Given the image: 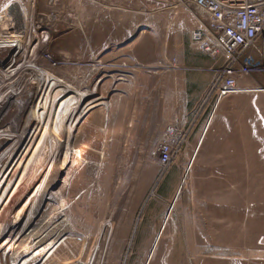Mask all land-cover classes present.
I'll return each instance as SVG.
<instances>
[{
    "label": "rangeland",
    "instance_id": "374dc122",
    "mask_svg": "<svg viewBox=\"0 0 264 264\" xmlns=\"http://www.w3.org/2000/svg\"><path fill=\"white\" fill-rule=\"evenodd\" d=\"M120 1L0 0V44H15L0 62V73L13 75L0 85V133L19 126L17 138L0 148V264H193L194 253L203 252L184 243L170 225L143 237L150 225L145 217L132 236L127 223L141 170L146 160L157 163L150 153L180 111L170 85L167 91L160 84L175 69L165 73L159 54L167 52L175 64L176 48L191 45L190 33L178 36L163 10L179 3L198 13L188 0H145L151 4L148 26L134 5L135 39L141 37L134 55L126 57L111 34V20L125 4ZM183 17L187 28L195 26ZM98 18L104 22L99 28ZM81 25L92 28H84L91 35L80 34ZM95 29L104 35L96 36ZM19 69L28 71L14 75ZM246 80L254 84L243 91L251 93L224 97L216 107V126L230 124L233 140L247 143L263 163L264 95L257 93L264 94V76ZM47 94L51 107L32 118ZM207 143L205 137L201 154ZM198 177L196 189L207 184ZM165 178L162 186L170 181Z\"/></svg>",
    "mask_w": 264,
    "mask_h": 264
},
{
    "label": "crops",
    "instance_id": "0c3cea01",
    "mask_svg": "<svg viewBox=\"0 0 264 264\" xmlns=\"http://www.w3.org/2000/svg\"><path fill=\"white\" fill-rule=\"evenodd\" d=\"M123 1L125 4L117 8V18L111 20V34L115 36L119 44L116 48L118 50L120 47L119 54L130 57L126 53L134 55L137 40L141 37L139 35L135 39L139 22L136 20L137 9L134 5H138L137 11L141 19L151 26V4L146 3L145 0L120 2L123 3ZM173 4V6L168 2L165 4L172 7L163 10L164 17L168 15L173 18L170 20L174 22L173 26L178 36L183 33L189 34L197 27L196 14H193L190 8H185L188 5ZM183 14L191 17L195 21V26L190 25L187 28ZM159 18L162 20L161 15ZM93 20L91 17L88 18V21ZM100 20L103 19L95 20V26L98 28L104 24ZM89 25L93 24L89 23ZM81 27L84 31L81 30L80 34L91 35L87 31L92 28L89 29L88 25L86 28L84 25ZM98 31L95 29L96 36L104 35ZM95 33L92 35L95 36ZM166 54L167 52L159 54L161 58L159 62L163 63L162 70L169 73V70L173 68L169 67L171 59H168ZM174 58L175 73L166 75V78L160 80V84L164 85L167 91L169 88L167 85H170L169 93H175V101L180 106L179 113L175 111V117H177L175 120H179V123L186 127L199 114L208 86L219 64L190 44L177 47ZM252 84L254 83L247 81L246 78L241 79L238 85L243 89H239L240 91L234 93L229 99L251 93L243 90L246 86H253ZM161 100L164 102L166 113L168 105L165 101L169 100L168 95H163ZM183 100L189 104L185 106ZM231 102L229 101V107ZM184 107L191 108L189 110ZM203 112L199 115L201 117H198L184 150L168 170V176L165 175L167 179L170 178L165 186H162V183L166 178L160 177L158 164L146 160L139 177L137 199L129 209L128 233L132 228L133 232L130 233L132 236L142 218L145 217L150 225L143 231V237L153 234L158 228L162 229L170 225L172 229L175 227L179 230L184 243L203 250L202 253L198 251L191 257L193 264H264V162L259 161L255 151H248L247 143L233 140L230 124L220 122L216 126L218 114L216 108L204 109ZM205 113L207 116L203 118ZM161 121L164 125V118ZM167 121H170L169 118ZM205 137H208L207 151L201 154ZM259 165H262L260 169ZM197 176H200L198 180L207 182L198 189L193 187ZM186 179H190V184ZM152 184L153 188L149 197H146L142 203V198ZM139 206L142 207L137 213ZM116 243L121 242L117 240Z\"/></svg>",
    "mask_w": 264,
    "mask_h": 264
},
{
    "label": "built area",
    "instance_id": "2783aa9c",
    "mask_svg": "<svg viewBox=\"0 0 264 264\" xmlns=\"http://www.w3.org/2000/svg\"><path fill=\"white\" fill-rule=\"evenodd\" d=\"M188 2L198 13L197 27L189 34L191 46L219 64L201 106L214 109L224 97L238 92L241 79L252 74L264 76V0ZM172 64L169 67L174 69ZM199 115L186 127L174 120L162 132L150 153L160 167V177L184 150Z\"/></svg>",
    "mask_w": 264,
    "mask_h": 264
},
{
    "label": "bare ground",
    "instance_id": "6f19581e",
    "mask_svg": "<svg viewBox=\"0 0 264 264\" xmlns=\"http://www.w3.org/2000/svg\"><path fill=\"white\" fill-rule=\"evenodd\" d=\"M7 40H8V37H6V36H4V42L6 43L7 42ZM1 62V61H0ZM9 67V66H8ZM7 67V68H8ZM24 71H28L27 69H19L18 71H16L15 73H14V75L16 74V75H18V74H20L21 72H24ZM12 74L10 73V74H8L7 72H2V73H0V85H3V84H6V82L7 81H10V80H13L12 79ZM7 79V80H6ZM55 88V87H54ZM50 94V93H49ZM50 96V95H49ZM49 96H48V94H47V97H46V101H45V103H42V102H40L39 104H40V106H39V108H38V110L36 111V113H34L33 115H32V118L34 117V116H36L42 109H43V111H48V109L51 107V99L49 98ZM10 100V99H9ZM8 100V101H9ZM36 105H37V102H36ZM35 105V106H36ZM4 106H7V102L4 104ZM3 106V107H4ZM3 107H2V109H3ZM23 110H25V107H23ZM23 110L21 111V109L18 111L20 114H22V112H23ZM25 115V114H24ZM29 118H30V116L28 117V120H29ZM31 120V119H30ZM4 121V119H2L1 117H0V126H2V122ZM28 122V121H27ZM15 124V123H14ZM22 126V125H21ZM18 129H19V126L18 125H16L15 124V126L14 127H12V126H8L7 128H6V131L4 132V133H0V148L2 147V146H5V145H7V144H9L10 142V139H14L15 137L17 138V131H18ZM42 129H43V127H42ZM44 130V129H43ZM46 130V129H45ZM42 132V131H41ZM27 134V133H26ZM27 140V139H26ZM20 141V140H19ZM5 161V160H4ZM2 167V166H1Z\"/></svg>",
    "mask_w": 264,
    "mask_h": 264
},
{
    "label": "water",
    "instance_id": "95a60500",
    "mask_svg": "<svg viewBox=\"0 0 264 264\" xmlns=\"http://www.w3.org/2000/svg\"><path fill=\"white\" fill-rule=\"evenodd\" d=\"M15 48V44L6 45L0 44V61L5 62L8 58L9 53Z\"/></svg>",
    "mask_w": 264,
    "mask_h": 264
}]
</instances>
